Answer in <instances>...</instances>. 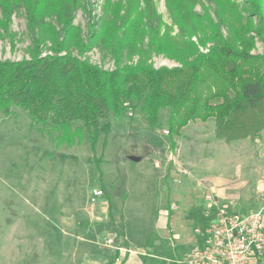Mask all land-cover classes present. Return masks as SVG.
<instances>
[{
	"label": "rangeland",
	"instance_id": "374dc122",
	"mask_svg": "<svg viewBox=\"0 0 264 264\" xmlns=\"http://www.w3.org/2000/svg\"><path fill=\"white\" fill-rule=\"evenodd\" d=\"M153 1L162 22L177 34L165 0ZM108 2L118 0H80L71 12L72 25L85 43L90 29L96 30L105 18ZM13 3L9 0L3 10L0 6V60L28 58L33 49L32 32L37 30L28 26L24 4ZM121 4L125 7L128 0ZM194 10L201 12V4ZM44 20L60 30L57 16ZM254 41L251 53L264 55V32ZM39 49L42 55L53 54L48 41ZM70 51L103 69L116 65V53L101 41L81 54L75 47ZM136 60L123 50L121 63ZM150 62L155 68L180 65L156 53ZM140 107L141 102L125 103L121 115L100 119V126L109 123V130L99 132L94 150L82 121L72 122L73 128L82 126V142L57 144L50 123H34L14 105L8 114L0 110V264H81L83 249L93 242L123 247L124 229L132 240L141 241L145 264H186L215 211L206 207V194H215L218 187L232 189L237 197L223 203L241 212L262 205L264 128L255 137L225 141L215 136L213 118L197 119L173 136L172 146L170 132L164 133L169 110H160L161 126L150 128ZM97 188L103 195L92 202Z\"/></svg>",
	"mask_w": 264,
	"mask_h": 264
},
{
	"label": "trees",
	"instance_id": "16d2710c",
	"mask_svg": "<svg viewBox=\"0 0 264 264\" xmlns=\"http://www.w3.org/2000/svg\"><path fill=\"white\" fill-rule=\"evenodd\" d=\"M12 1L24 4L28 26L37 31L32 32L28 58L0 60V110L8 114L14 105L34 123H50L57 144L82 142V126L72 127L82 121L94 150L99 132L109 130V123L100 126V119L109 113L119 116L125 103L137 102L150 128L161 126L160 110H169L172 146L173 136L197 119L213 118L215 136L225 141L252 138L264 128V55L251 53L255 35L264 32V0H238L241 6L235 0H165L175 35L153 0H128L125 7L121 0L108 2L99 27L90 29L89 43L72 25L71 12L80 0ZM198 3L201 12L194 10ZM0 6L7 8L9 0H0ZM52 15L60 30L44 20ZM3 25L6 29L7 23ZM45 41L52 44L53 54H41L39 45ZM98 41L116 53L113 69L71 54L70 47L81 54ZM207 44V51H200ZM124 49L127 58L136 55L137 60L121 63ZM152 53L180 65L155 68Z\"/></svg>",
	"mask_w": 264,
	"mask_h": 264
},
{
	"label": "built area",
	"instance_id": "2783aa9c",
	"mask_svg": "<svg viewBox=\"0 0 264 264\" xmlns=\"http://www.w3.org/2000/svg\"><path fill=\"white\" fill-rule=\"evenodd\" d=\"M101 195L102 189H93L90 200ZM205 199L206 207L215 211L185 263L264 264V203L256 210L241 212L218 202L215 194H206Z\"/></svg>",
	"mask_w": 264,
	"mask_h": 264
},
{
	"label": "crops",
	"instance_id": "0c3cea01",
	"mask_svg": "<svg viewBox=\"0 0 264 264\" xmlns=\"http://www.w3.org/2000/svg\"><path fill=\"white\" fill-rule=\"evenodd\" d=\"M217 183L221 182L218 181ZM215 191L218 202H224L225 198H234L236 196L233 195L232 189L226 191V189L220 190V187H218ZM168 214L170 215V212ZM123 231L125 233L123 247L114 248V246L106 242L103 244L93 242L86 247L85 251L83 249L81 264H145L144 259H142L143 249L141 248V241L138 240V242H136L132 240L128 232L125 229ZM173 236L174 235H172V238H174ZM189 255L190 250L188 257ZM113 258L115 259L112 260Z\"/></svg>",
	"mask_w": 264,
	"mask_h": 264
},
{
	"label": "water",
	"instance_id": "95a60500",
	"mask_svg": "<svg viewBox=\"0 0 264 264\" xmlns=\"http://www.w3.org/2000/svg\"><path fill=\"white\" fill-rule=\"evenodd\" d=\"M129 159L132 161H139L140 160V158L136 157V156H129Z\"/></svg>",
	"mask_w": 264,
	"mask_h": 264
}]
</instances>
